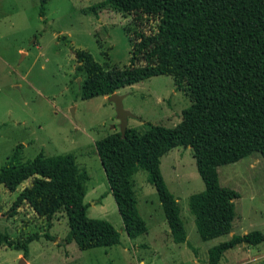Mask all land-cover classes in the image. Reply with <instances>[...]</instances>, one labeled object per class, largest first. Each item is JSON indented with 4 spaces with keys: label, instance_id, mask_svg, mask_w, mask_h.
I'll use <instances>...</instances> for the list:
<instances>
[{
    "label": "rangeland",
    "instance_id": "1",
    "mask_svg": "<svg viewBox=\"0 0 264 264\" xmlns=\"http://www.w3.org/2000/svg\"><path fill=\"white\" fill-rule=\"evenodd\" d=\"M102 2L47 0L40 16V0H0V168L17 145H22L23 163L41 152L46 157L74 155L79 170L88 175L87 217L109 222L120 234V243L87 250L66 243L69 226L62 212L47 221L22 206L9 217L12 203L29 182L12 193L1 186L0 232L14 243L35 234L38 239L28 244L25 257L21 250L3 245L0 264H19L21 259L25 264H207L208 250L232 234L264 233V157L255 154L218 168L220 187L229 196L228 204H221H232L235 216L229 235L204 241L194 211L215 210L201 197L205 185L190 148H174L161 158L160 169L177 199L186 241H172L157 192L142 169L133 181L147 232L128 238L95 149L96 141L119 132L115 105L105 96L83 100L79 85L84 75L75 72L73 49L89 52L106 67L129 64L131 48L124 28L131 17L112 12ZM176 78L154 76L117 92L134 116L128 127L143 133L147 123L173 128L181 121L192 100L186 82ZM222 219L219 216L214 227ZM263 259L264 243L240 245L226 251L218 264H256Z\"/></svg>",
    "mask_w": 264,
    "mask_h": 264
},
{
    "label": "trees",
    "instance_id": "2",
    "mask_svg": "<svg viewBox=\"0 0 264 264\" xmlns=\"http://www.w3.org/2000/svg\"><path fill=\"white\" fill-rule=\"evenodd\" d=\"M40 1L42 16L47 0ZM101 5L131 17L124 28L131 48L129 64L106 67L89 52L73 49L75 72L84 75L81 98L108 97L154 76L175 75L186 82L192 100L173 128L147 123L143 133L127 127L124 138L116 132L95 142L127 237L147 232L133 181L142 169L157 192L172 241H186L177 199L160 169L161 158L179 146L190 148L205 185L201 197L215 210L194 211L200 237L207 241L229 235L235 215L232 204H221H228L229 196L220 187L218 168L255 154L264 157V0H103ZM21 149L17 145L0 168V187L10 193L29 182L12 203L9 217L22 206L47 221L62 212L69 226L66 243L74 242L81 250L120 243V234L109 222L87 217L88 175L79 170L74 155L46 157L41 152L23 163ZM219 216L224 219L214 227ZM35 239L36 234L14 243L0 232V248L21 250L25 257ZM262 243L261 231L232 234L208 250L207 264H218L237 246ZM256 264H264V259Z\"/></svg>",
    "mask_w": 264,
    "mask_h": 264
},
{
    "label": "water",
    "instance_id": "3",
    "mask_svg": "<svg viewBox=\"0 0 264 264\" xmlns=\"http://www.w3.org/2000/svg\"><path fill=\"white\" fill-rule=\"evenodd\" d=\"M123 99L124 96L117 93L107 97V100L115 105L116 118L119 121V132L122 138H124L125 131L128 127V119L134 117L130 112L124 109ZM19 264H25V260L21 259Z\"/></svg>",
    "mask_w": 264,
    "mask_h": 264
},
{
    "label": "crops",
    "instance_id": "4",
    "mask_svg": "<svg viewBox=\"0 0 264 264\" xmlns=\"http://www.w3.org/2000/svg\"><path fill=\"white\" fill-rule=\"evenodd\" d=\"M117 92H118V91H117ZM117 92H116V93H117ZM117 94H118V93H117ZM105 97H106V96H105ZM131 128H134V127H131ZM171 151H172V150H171ZM171 151H170V152H171Z\"/></svg>",
    "mask_w": 264,
    "mask_h": 264
}]
</instances>
